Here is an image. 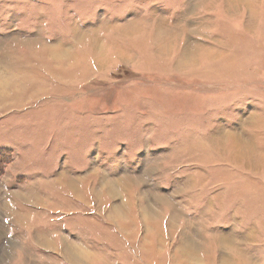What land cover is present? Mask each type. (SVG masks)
<instances>
[{
  "label": "rangeland",
  "instance_id": "1",
  "mask_svg": "<svg viewBox=\"0 0 264 264\" xmlns=\"http://www.w3.org/2000/svg\"><path fill=\"white\" fill-rule=\"evenodd\" d=\"M0 264H264V0H0Z\"/></svg>",
  "mask_w": 264,
  "mask_h": 264
}]
</instances>
